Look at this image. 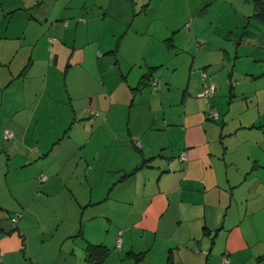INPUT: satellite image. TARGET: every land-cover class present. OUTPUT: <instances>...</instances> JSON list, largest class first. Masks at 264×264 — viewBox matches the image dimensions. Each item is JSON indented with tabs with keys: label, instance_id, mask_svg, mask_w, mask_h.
<instances>
[{
	"label": "crops",
	"instance_id": "crops-1",
	"mask_svg": "<svg viewBox=\"0 0 264 264\" xmlns=\"http://www.w3.org/2000/svg\"><path fill=\"white\" fill-rule=\"evenodd\" d=\"M8 1H0L3 12L33 8L25 26L48 20L43 0L26 8ZM164 1L81 0L76 7L90 20L82 27L101 28L78 46L63 34L70 25L63 18L86 21L74 17L73 0L52 12V27L35 39L17 44L18 35H0V264H57L61 257L64 264H109L114 253L135 264H221L225 251L231 264H264V163L252 148L240 150L244 140L232 139L243 125L231 127L219 111L208 116L216 86L233 85V69L222 78L205 73L213 64L264 61V20L255 0ZM180 9L189 24L182 14L174 18ZM105 53L114 60L113 84L102 76ZM182 55L191 57L190 75L173 86L168 75L176 67L168 64ZM52 72L63 73L71 110L57 139L43 138L47 126L34 120L50 109L40 106L45 92H29L33 76L49 82ZM19 81L21 98L4 97ZM206 83L216 84L208 96L201 95ZM88 246L106 250L102 261L88 259L96 258Z\"/></svg>",
	"mask_w": 264,
	"mask_h": 264
},
{
	"label": "rangeland",
	"instance_id": "rangeland-1",
	"mask_svg": "<svg viewBox=\"0 0 264 264\" xmlns=\"http://www.w3.org/2000/svg\"><path fill=\"white\" fill-rule=\"evenodd\" d=\"M0 1L2 2L3 0ZM67 1L68 0H43L42 6H45L48 9V13H47L48 15H46L48 20H46L45 17L39 19L38 21L41 23L40 27L38 25H34L33 23L31 25L25 26L26 20L33 19V15H34L33 8H28L26 10L21 9L19 11H14L12 13H8L5 10L3 12L2 9H0V35H5L6 31L8 35H10L11 37H13L14 35H18V38L20 40L11 41V42H16L17 44H19V42L21 43L25 42L27 39L30 38L31 40L35 39L36 37L35 34L37 32H40L41 28L46 27L45 29L47 30L48 28L52 27L53 22H55L54 20L51 21L52 12H56L57 8L64 5V3H66ZM36 2L37 0L8 1V3H10L12 7L20 6L22 8H26L29 5H32ZM80 2L81 0H73V2H71L70 4L68 3L67 5L71 7L72 6L76 7L80 4ZM190 2L192 3V5H195L194 0H190ZM163 3L165 4L166 0ZM180 3L183 4V1H180ZM151 6L153 7L154 3H152ZM235 7L236 9H239L238 4H236ZM87 11L88 10L85 9H81L80 11H78L77 7L75 8V13L73 14L74 17L83 16L86 20L82 24H80L81 22L80 23L76 22L73 17L63 18V19H67L70 22L68 29H66L63 34L67 39V41H69V43L72 45L73 42H75L73 38H75L76 40L75 45L78 46L81 45V43H83V40L85 39L86 36L94 37V36H98L100 33L101 24H99L98 22L96 24H91L90 22L87 26L82 27L84 23L90 21L89 17L87 16ZM179 12H177L174 18H176V20H179L177 19V16L179 14H182L184 15V18L182 20L185 21L183 23L189 24L191 20L189 14L185 13L184 9H180ZM216 12L217 11H212V14ZM218 15L221 19H223L222 11ZM167 20H168L167 17L161 18L160 21L161 25H162V21L166 22ZM60 21L62 22V20H57L58 23H60ZM105 21L106 22L110 21V18L106 17ZM233 22L236 23L237 19L233 20ZM108 27H106V29H108ZM23 31H24V35H23ZM105 33H106L105 36H103L104 43H106L109 40V38H106L108 31H105ZM24 38H26V40H24ZM210 39L211 41H213L212 38ZM104 43H102V45ZM93 45L94 43H91L90 45L92 49H93ZM244 46L246 47V45L243 44L241 48H243ZM103 48L104 45L102 46V49ZM243 49H241L240 53H244L245 49L244 50ZM85 52L87 56V63L92 65L93 64L91 60L92 52H90L89 50H86ZM170 53L172 56L174 55V52H170ZM102 56H103L101 59V64H102L101 70H103L102 76H104V81L113 84L114 72H115L114 60L112 57H108L107 53L103 54ZM182 57H184L185 60L176 58L173 60L172 63L168 64L170 67H174V65L176 67V69L174 70L176 74H174V76L171 74L168 75V77H170V80L173 83V86H175L178 83L180 77H183L185 74H188L187 76L190 75L188 65L191 57L187 55H182L181 58ZM208 69L209 70L205 73L211 74L213 76L216 74L215 78H222V76L225 77L229 74V71L233 69L231 72L233 85L227 82L228 84L226 85L225 89H220V84L217 85L214 97H211V99L213 100L212 103H214L215 100V103L213 104L215 105L214 108L217 110V112L218 111L220 112V117H222V115L225 117V122L230 123L231 127L237 126L239 123L240 125H243L240 128H238L236 134L231 135V137L233 136L232 139L239 138L240 140H244L242 144V146L244 147H240V150L244 152L246 151L248 152V149L252 148L253 151L249 150V152L253 153L251 155H253L259 161L261 160V162L264 163V73H262L264 72V61L253 60L246 62L245 60H242L238 62V64L234 68L228 67L227 64H224L222 66L213 64V66H208ZM194 70L199 71L200 68H196V69L193 68V71ZM95 77L99 79L98 76ZM30 81L31 82H30L29 92L31 93L36 91L45 92L44 97L42 98L40 104L41 108L44 109L45 106L50 107V109L48 108V110L45 111V115L37 114L34 116V120L35 119L37 120V124L39 126L41 127L47 126L46 131H44L46 136L43 138H49L53 136V139H57L59 137H62L61 136L62 131L66 127H68L69 124L68 113L71 111L69 103L66 101L64 95L65 80L63 73L62 72L50 73L49 82L48 80L46 81V79L43 76L39 78L33 76ZM214 85L216 84L214 83ZM22 88H23V84L20 81L19 83L12 84L8 89L4 91V97L7 96L14 99H16L17 97L21 98ZM218 123L223 124L224 122L222 121V119H220ZM250 123H255V125L251 126ZM2 129L3 127L1 126L0 130L2 131ZM59 129L61 130L58 132L57 130ZM87 130L89 134L93 131V128L89 129V127H87ZM64 147H66V145H63V148ZM109 150L111 153L114 152V149H109ZM240 150L237 151V154H241ZM11 168H12L11 175L13 176L15 181H18L20 175H18L17 170L15 171V169H13L12 163H11ZM19 193H21L20 197L24 201L28 199L29 195L26 192L22 191ZM51 197L52 196L49 197V200L51 199ZM52 201L61 203V198L59 196H55V199H53ZM7 205L10 208V211H13L12 213L16 214L15 207H17L18 205L15 204L10 199V195L7 196ZM112 256L114 257L112 258ZM111 260L115 264H135L134 259L119 258L116 256L115 253L113 255L112 254L110 255V259L108 260L109 264ZM65 261L67 263V260L61 257L57 261V264H64ZM150 263L152 262L150 259H148L145 263L142 264H150Z\"/></svg>",
	"mask_w": 264,
	"mask_h": 264
},
{
	"label": "built area",
	"instance_id": "built-area-1",
	"mask_svg": "<svg viewBox=\"0 0 264 264\" xmlns=\"http://www.w3.org/2000/svg\"><path fill=\"white\" fill-rule=\"evenodd\" d=\"M157 81L158 80L155 79L152 82V85H153L154 89H157ZM214 90H215V86H214L213 83H210V84H207L206 83L203 91L201 92V95L208 96L211 93H213ZM92 113H94V112H92ZM208 116L210 118L216 119L218 117L217 110L215 108L209 106ZM4 133H5V135H6L7 138H10L11 133H10V131L8 129H5L4 130ZM134 143H135V145H139V142L138 141H136ZM179 158L182 159V160H185L186 159V152L185 151H182L181 154L179 155ZM42 179H45V176H43V177L40 178V180H42ZM11 220H12V222H16L17 216L12 217ZM117 243L118 244L120 243V239L117 241ZM221 264H231L230 257H229V253L227 251L223 252V254L221 256Z\"/></svg>",
	"mask_w": 264,
	"mask_h": 264
},
{
	"label": "trees",
	"instance_id": "trees-1",
	"mask_svg": "<svg viewBox=\"0 0 264 264\" xmlns=\"http://www.w3.org/2000/svg\"><path fill=\"white\" fill-rule=\"evenodd\" d=\"M255 1H256V8H257L255 15H256L257 18H260V19L264 20V0H255ZM157 83H158V81H157ZM151 85H152V83H151ZM152 87H153V85H152ZM87 250H88V253H87L88 257H90L91 255H94V254L96 256L95 259H94V257H93V259L92 258H88V259H90V261L100 262V261H102V259L106 255V250L105 251H103V249H101V250L97 249L96 250V248L92 247V246H88ZM141 254H142V252H140L138 254L136 253L134 255L136 256V258H139V257H141Z\"/></svg>",
	"mask_w": 264,
	"mask_h": 264
}]
</instances>
